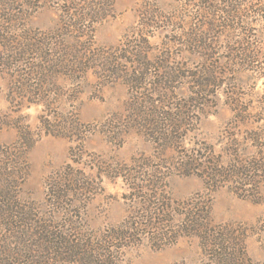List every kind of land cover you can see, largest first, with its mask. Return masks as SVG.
Masks as SVG:
<instances>
[{"label":"trees","instance_id":"trees-1","mask_svg":"<svg viewBox=\"0 0 264 264\" xmlns=\"http://www.w3.org/2000/svg\"><path fill=\"white\" fill-rule=\"evenodd\" d=\"M113 1L0 0V69L22 87L11 101L18 94L42 104L45 82L89 71L128 89L119 132L133 131L153 147L151 157L116 174L127 192L126 217L94 230L86 212L96 184L71 164L46 180L41 203L20 201L35 141L20 129L14 144L0 145V264H127L124 254L144 242L160 251L190 238L215 264H240L212 225L210 196L227 188L256 201L264 185V104L243 103L235 92L264 87V0H172L167 9L143 0L132 31L115 47L97 48L94 29L112 16ZM42 6L58 13L55 30L19 27ZM155 32L163 36L157 50ZM206 89H227L231 114L212 145L194 141L201 120L216 111L208 102L218 93ZM49 127L65 137V127ZM81 156L82 149H70V161ZM172 177L200 179L208 196L173 200L165 189Z\"/></svg>","mask_w":264,"mask_h":264},{"label":"rangeland","instance_id":"rangeland-1","mask_svg":"<svg viewBox=\"0 0 264 264\" xmlns=\"http://www.w3.org/2000/svg\"><path fill=\"white\" fill-rule=\"evenodd\" d=\"M142 1L114 0L112 16L94 29L95 47L117 46L136 25ZM158 1L165 9L172 4V0ZM24 19L19 27L24 25L26 29L42 33L58 27V13L54 7L31 10ZM162 43L163 36L155 32L151 39L152 49H159ZM262 52L264 54V43ZM11 83L10 77L0 69V145L14 144L20 129L28 128L35 140L26 155L29 171L20 189V201L41 203L46 180L71 164L93 181L98 191L87 208L88 226L102 230L120 223L129 207L123 199L127 193L125 185L116 174L129 167L134 159L153 155L152 145L141 135L125 129L119 132L118 127L126 115L128 89L119 82L103 84L89 71L70 80L57 76L54 81L44 83L42 91L47 100L37 105L21 101L18 94V100L11 96V101L9 94L19 93L17 89L22 88ZM206 90L218 93L208 102L216 111L201 120L194 141L212 145L231 114L222 94L227 89ZM235 92L246 97L243 103L250 102L257 107L264 104L261 85L257 89H235ZM50 124L65 127V137L51 134L52 129L48 132ZM72 148L82 149V156L70 161ZM165 189L176 201L198 194L208 196L202 181L196 177H172ZM210 199L212 225L220 227L216 228L219 233L223 231L224 240L239 256L240 264H264V185L256 201L238 198L227 188L211 194ZM123 261L127 264H215L208 253L201 250L196 238L183 239L160 251L152 250L144 242L140 248L126 252Z\"/></svg>","mask_w":264,"mask_h":264}]
</instances>
